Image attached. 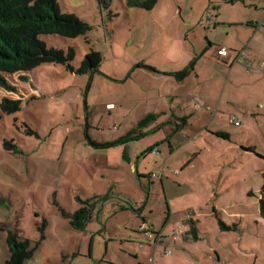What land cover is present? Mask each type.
<instances>
[{
  "label": "rangeland",
  "instance_id": "obj_1",
  "mask_svg": "<svg viewBox=\"0 0 264 264\" xmlns=\"http://www.w3.org/2000/svg\"><path fill=\"white\" fill-rule=\"evenodd\" d=\"M218 1L157 0L147 10L126 0H111L106 9L97 0H56L61 13L89 29L39 38L47 47L72 48L74 67L90 49L102 61L92 74L55 63L4 74L15 91L0 87V102L21 104L0 118V264L8 257L9 229L38 241L24 264H151L163 246L172 264H264L261 121L230 119L229 111L203 115V105L191 104V128L176 131L179 119H161L139 138L118 140L150 107L138 102L148 94L140 88L161 82L144 77L150 72L138 61L181 68L183 51L208 45L200 23ZM168 50H180L181 60H168L174 56L164 55ZM217 128L229 138L214 135ZM247 145L255 150L242 149ZM91 197L92 218L76 228L62 211L72 213ZM143 218L161 235L155 256L152 240L138 230Z\"/></svg>",
  "mask_w": 264,
  "mask_h": 264
},
{
  "label": "crops",
  "instance_id": "obj_2",
  "mask_svg": "<svg viewBox=\"0 0 264 264\" xmlns=\"http://www.w3.org/2000/svg\"><path fill=\"white\" fill-rule=\"evenodd\" d=\"M212 7L211 10L206 11L204 21L199 22L203 26L201 28L199 25L205 32L208 45L199 53L191 52L190 49L183 51L184 61L186 60L187 63L181 68L174 66L172 69H165L160 65L138 61V69L150 72L141 73L145 75L144 77L152 79L153 83L158 81L154 76L161 78V82H157L158 86L152 84L149 87L140 88L145 89L148 94L138 98V102L146 105L150 103L148 110L147 108L143 110L141 115L148 113L157 115L151 126L157 125L161 119L185 118V123L181 127H178L176 123L175 129L172 128V123L168 122L169 128L171 131L172 129L184 131L186 126L191 128L192 124L189 120L194 113L188 110L191 104L194 106L196 99L202 101L203 115H226L229 111L228 114H235L230 119L241 115L253 125L261 121L264 126V27L257 25L264 19V0H219L218 4H212ZM197 30L195 26L192 27L193 33ZM189 32H186L184 40H190ZM184 40L183 42L187 43ZM190 44L191 41L188 45ZM219 46L229 49L226 57L219 58L216 54ZM239 51H243L245 57H237ZM177 52L179 53L174 55L173 51L168 50L164 55L173 54L172 59L168 60L174 61L177 58L179 62L181 51ZM191 63L193 66L183 79L178 80L172 75L189 67ZM141 65H148L153 70ZM164 78L167 83L163 81ZM165 84L167 89H164ZM217 95H219L218 98ZM193 130L197 131L195 128ZM211 131L213 134L219 131L226 132L219 128ZM226 133L229 138L230 134ZM246 147L255 149L251 145ZM242 149L245 150V148ZM126 158L130 160L128 156ZM158 241L159 239L155 244L152 243L154 256ZM166 249V246L159 248L158 259L153 257L150 263L172 264V258L163 257Z\"/></svg>",
  "mask_w": 264,
  "mask_h": 264
},
{
  "label": "trees",
  "instance_id": "obj_3",
  "mask_svg": "<svg viewBox=\"0 0 264 264\" xmlns=\"http://www.w3.org/2000/svg\"><path fill=\"white\" fill-rule=\"evenodd\" d=\"M102 8H109L111 0H97ZM157 0H126L127 6L151 9ZM89 25L69 13L59 11L56 0H0V87L7 91H15L4 74L15 72H27L42 63H55L63 65L67 70L77 74L93 73L99 70L102 61L100 51L90 49L85 53L79 66L74 67L71 61L74 57L72 48L64 51L55 47H47L39 38L41 34H58L63 37H75L84 35ZM151 70L148 65H141ZM193 63L189 67L177 71L172 75L176 79H183L188 75ZM138 67V65H137ZM20 78L27 81L26 75ZM21 99L4 97L0 102L1 113L11 114L19 110ZM157 115L148 113L140 118L135 127L127 134L120 137L119 141H126L139 138L148 132V127L155 122ZM185 123V118L180 119L178 127ZM216 136L227 139L226 132H215ZM4 142V146H8ZM8 146V148H10ZM154 149V148H153ZM246 150L254 151L253 147H246ZM152 150V148L150 149ZM95 198L79 200L80 206L74 212L62 211L65 216L71 219V224L82 229L92 218ZM260 211L264 215V196L259 199ZM144 220V218H143ZM145 222V220H144ZM193 237L196 234L193 233ZM5 242L8 247V257L3 264H24L30 258L37 247L38 241H31L28 238L21 239L13 230H7ZM33 243V245H31Z\"/></svg>",
  "mask_w": 264,
  "mask_h": 264
},
{
  "label": "built area",
  "instance_id": "obj_4",
  "mask_svg": "<svg viewBox=\"0 0 264 264\" xmlns=\"http://www.w3.org/2000/svg\"><path fill=\"white\" fill-rule=\"evenodd\" d=\"M258 26L264 27V19H262L260 22L257 23ZM229 53V49L225 46H219L216 50V54L218 55L219 58H224L228 55ZM237 57H245V53L243 51H239L237 53ZM195 105L197 107L202 105V101L200 99H196L195 100ZM236 123V121H235ZM156 150V149H152ZM139 232H142L145 237L147 238L148 241L152 240V243L155 244L156 241L161 237L160 234H156L153 230L151 225H149L148 223L144 222L143 224H141L138 228ZM176 233H179L178 230H176ZM139 246H142V243L139 244ZM166 253H169L168 250H166ZM152 260V259H151Z\"/></svg>",
  "mask_w": 264,
  "mask_h": 264
}]
</instances>
